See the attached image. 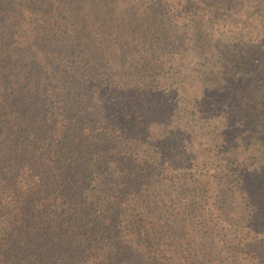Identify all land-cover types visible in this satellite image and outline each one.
Returning a JSON list of instances; mask_svg holds the SVG:
<instances>
[{"label": "trees", "instance_id": "trees-1", "mask_svg": "<svg viewBox=\"0 0 264 264\" xmlns=\"http://www.w3.org/2000/svg\"><path fill=\"white\" fill-rule=\"evenodd\" d=\"M0 264H264V0H0Z\"/></svg>", "mask_w": 264, "mask_h": 264}]
</instances>
